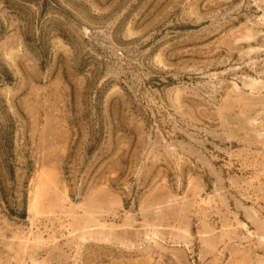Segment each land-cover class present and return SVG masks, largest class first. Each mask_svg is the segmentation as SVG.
Returning a JSON list of instances; mask_svg holds the SVG:
<instances>
[{"label":"rangeland","instance_id":"rangeland-1","mask_svg":"<svg viewBox=\"0 0 264 264\" xmlns=\"http://www.w3.org/2000/svg\"><path fill=\"white\" fill-rule=\"evenodd\" d=\"M0 264H264V0H0Z\"/></svg>","mask_w":264,"mask_h":264}]
</instances>
